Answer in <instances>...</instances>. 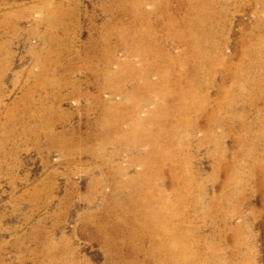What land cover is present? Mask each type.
I'll use <instances>...</instances> for the list:
<instances>
[{
    "label": "bare ground",
    "instance_id": "bare-ground-1",
    "mask_svg": "<svg viewBox=\"0 0 264 264\" xmlns=\"http://www.w3.org/2000/svg\"><path fill=\"white\" fill-rule=\"evenodd\" d=\"M32 1H34V0H32ZM227 1L228 0H106L103 3L101 10L108 17V19L101 26L97 25L96 20L91 21V23L93 24V28L95 29L96 32H95V34L90 35L88 42H87V46H86L87 48L84 50V52L82 54H79L75 57L73 64H70L68 67L64 66L62 68L59 66L60 64H58V63L60 61L59 59L62 56L63 57L65 56V53H61L63 51L60 52V49L63 50V48H60L61 39L58 37V33L62 30L67 35L70 34L71 31H73L75 34L76 33L79 34L83 29V27L81 25H84V24H80L79 21L74 20V23L73 24L71 23L70 26L66 25L65 20H67L68 18L69 19L72 18L74 16L73 14H75V13L69 12L71 8L69 9V11L63 9V7H61L62 9H59V8L55 9V7H54V9H52L51 5L54 2H51V1H49V2H42L41 1L40 4L38 3L40 5V6H38V8H36V7L34 8L33 6H31L33 8L29 9L28 11L26 10V12H25V13H28L29 15L34 13V12H40L41 13L40 17L41 16L42 17H41L40 21L38 20L39 22L37 24V30L40 27H42V25H47L49 27V30H48L49 32L46 35H41V36H43L44 44L49 45V46L50 45L51 46L57 45V46H59L60 49H58L57 51L55 50L56 52L53 53L54 48H53V50L51 48H49V49L46 48L47 50L44 49L46 51L44 58L37 56L36 59H34L35 60V67L37 68L36 71H38V72H37V74H33V73H27V74L30 78H32V77L35 78L36 83H35V85H33V87H30V89L26 92V94L24 96H22L23 98L19 102H16V104L14 103V105L12 104L13 107L11 109L7 108V110L9 109V111L7 113L6 118H8L7 120L11 121L8 126L12 127L11 133L12 132L16 133L17 128L19 126H22L20 128H22L23 141L28 142L29 140H32L33 145L39 150H41L44 147L43 141H45L47 143V144H45V146L47 147L46 150L49 152L52 150H55V149H59L65 155H67L66 157H68L69 155L70 156H74V155L75 156H82L83 154L84 155L89 154L90 159L92 161V163L89 165L93 166L92 171H89L91 173L93 171L96 172V170L104 173L106 171V169L108 170V172L101 174V177L95 178L93 180V182H90V184L88 185V188H87V191H88L87 198L94 199L96 196L98 197L99 194L100 195L102 194L105 197L106 203L103 206L104 211H102L100 213V214H102L101 215L102 218L100 216H98V214H90L86 217V220L91 225L92 224L94 225L95 231H96L95 235L101 239V241L103 242V245H105L106 248H108L111 251L110 254L114 255L115 257H120L121 259L126 257V255L124 253V250H125L124 246H126V247L128 245L131 246V248H132L131 251L133 253L132 254L133 256H132V259H128L131 261H128L126 264H196L195 262H197V259L199 257V254H198L199 252L198 251H197L198 253L193 252L194 241H193L192 236H193V231L195 230V228H194L195 226L192 225V223H193L191 221L192 218L190 219L188 212L185 210V204H186L187 200L189 199V196L191 195L192 190L194 189V186L196 187L195 183L197 180H195V178L192 176V174L189 170L190 162L192 161V159L190 158V156L187 158L188 155L187 156L185 155V150H187L190 147L188 145V143L194 142L193 140L195 139V136H194L195 131H197L198 128H200V125H199V120L201 121L200 117L206 115L208 113V111H210L208 109H209V105L211 102L210 101L211 100V92H212L211 90L213 89L214 86H217V83L219 81V76L222 73L224 74V82L231 80L232 85H233V87L229 91H226L225 89L222 88L223 94L226 95V97L227 96L230 97V95H232V94L234 95L236 91L237 92L239 90L241 91L245 86H249V87H253V90H251V91H254V92H252V97H250V98L252 101H254V100H257L258 96H261V95H257L258 94L257 92H262L264 90V38L261 36L263 34L260 35L261 31L264 30V19L261 21L256 19L255 29L253 30V32L251 34L248 35L247 39L245 38L246 40L242 41L243 47H242L241 54L243 53V57L247 58L248 61H250L248 63V65L246 64L248 61H246V59H243L239 64L237 63L238 61H235L238 65L233 67L231 65L232 63L229 64L230 57L228 58L227 56L224 55L225 53L223 54V51H221L222 49L217 46L218 44L215 45V42L217 41V40L214 41L216 38V32H215L216 27L219 23V19L221 18L222 14L227 10V4H226ZM248 1H250V0H248ZM257 1L259 2V4L261 3L262 6L264 5V0H257ZM62 2L63 1H61V3ZM31 4L33 5L34 3L31 2ZM248 4L249 3H247V5ZM257 5H258V3H257ZM74 6H76V5H74ZM148 7H150V8H148ZM77 8H79V7H77ZM263 8H264V6H263ZM66 9H68V8H66ZM79 9H77V10H79ZM228 10H229V8H228ZM258 11H255V12L258 13ZM263 11H264V9H263ZM263 11H261V12H263ZM10 12H12V11H10ZM76 12H79V11H76ZM95 12H98V11H95ZM77 14H80V13H77ZM13 15H9V14L6 15L5 14L3 16L2 24L5 28L8 29L10 27H13L15 22H20V21H18L20 16L16 15L13 17ZM231 15H233V14H231ZM77 16L75 18H77ZM1 17H2V15H1ZM86 17H88L87 19H89V16L85 15V18ZM229 17L230 16L228 15V18ZM73 19H74V17H73ZM253 19L254 18H252V20ZM70 21H72V19ZM227 22H229V20ZM82 23H84V21H82ZM89 27H91V26H89ZM246 27H248V26L246 25ZM40 29H42V28H40ZM217 29H219V28H217ZM91 30H92V28H91ZM244 30H245V28H244ZM32 31L34 32V30H32ZM43 31H44V29H43ZM221 31H219V32H221ZM224 31H225V29H224ZM9 32H12V31L9 30ZM15 32H17V31H15ZM227 32H229V31H227ZM227 32H225V33H227ZM71 36L73 37V35H71ZM36 37H38V36H36ZM74 37H76V35ZM221 37H223V36H220V38ZM217 38H218V35H217ZM79 39H80V37H79ZM253 40H254V42H256L255 44H253V43L251 44V42ZM5 41L8 43L7 40H5ZM237 42H239V41H237ZM227 43H230V42H227ZM5 44H3V46H5ZM6 45H8V44H6ZM3 46L0 47V51L4 48ZM175 46L180 47V50L175 52L174 51ZM33 50H34V48H33ZM225 50H227V49H225ZM238 50H239V48H238ZM7 51H9V50H7ZM37 51H39V50H37ZM70 52H72V50ZM56 53H58V54H56ZM122 53L124 55V58L122 57L123 59H121V55H119ZM9 54H10V52H9ZM231 54H233V53H231ZM4 56H5V54H4ZM6 56H7V53H6ZM66 56H67V54H66ZM231 57H232V55H231ZM2 60H5V59H2ZM75 61L78 65L75 63ZM0 62L2 63L1 59H0ZM230 62H233V61H230ZM61 65L63 66V64H61ZM1 66H4V67H0V90H3L4 88L2 89V84H3L4 78L6 77L5 75H7L6 72H7V69L9 66L3 65V64ZM247 66H249V73H248L249 75L248 76L245 75V70H244V68ZM252 70H255V73L251 72ZM76 73L77 74H79V73L85 74L84 80L82 79L79 82L76 81L77 83L73 82L72 78L74 77L73 75ZM250 74H252V75H250ZM76 76H75V78H77ZM26 78L28 79V77H26ZM75 78L73 80H76ZM222 78H223V76H222ZM78 79H80V78H78ZM26 83H28V82H26ZM64 89L70 90V94H69L70 99L75 98L74 100L80 99L82 101V105L80 103H78V104L81 105L79 108V112L81 113V116L83 117V120H84L85 125H86V129H87L86 131H84L85 135L81 134L82 132H81L80 128H77V129L74 128L72 130H66V126H68L67 124H69L68 123L69 119L64 118V116L62 117V115H63L62 112H64V111L61 110V106L63 103V100H62L63 98L61 97V93H62V91H64ZM38 91H40V93H44V94H45V92H49V91H52V92H51L50 97L49 96L45 97L42 95L39 99L36 98V100H35L36 93ZM2 96H4V95H2ZM213 97H214V95H213ZM261 98H263V97H261ZM214 101L216 102V100H214ZM243 101H245V100H243ZM2 102L3 101H1V103ZM3 105L4 104L2 103V106ZM23 105L25 106L24 107L25 110H23L24 112L22 111L23 112L21 114L22 117H19L17 115V112L19 109H22L20 107L21 106L23 107ZM229 106H231V105H229ZM237 106H238V104H237ZM220 108L217 106V108L214 109L211 114L209 113L210 115L208 114V116H207L209 118L208 123H210V124L213 123L216 126L221 123L220 120H218V114L220 113ZM228 110H230V109H228ZM69 111H70V109H69ZM66 114H68V113H66ZM4 116H6V115H4ZM249 116L251 117V115H249ZM93 117H95V118H93ZM247 119H248V117H247ZM4 120H6V119H4ZM234 121L237 122V120H234ZM26 122L27 123L33 122V124H34L33 127H31V129L24 127V123L26 124ZM201 122H203V121H201ZM205 122H207V121H205ZM263 123H261V124H263ZM233 124H235V123H232V125ZM245 124H247V123H245ZM258 124H259V122H258ZM206 125H207V123H206ZM204 126H205V124H204ZM256 126H257V124H256ZM77 127H78V125H77ZM257 127H259V126H257ZM3 128H4V126H3ZM262 131H264V130H262ZM230 132H231V130H230ZM5 133H6V131H5ZM226 134H228V133H226ZM237 136H238V134H237ZM243 137H244V135H243ZM259 138H260V136H259ZM2 140H4V139H2ZM221 140H223V136L216 135L215 133H213L212 129H209L207 132H205L204 138L201 139V143L200 142L199 143L203 146L207 145V144H213L214 146L217 147L220 145ZM14 142H16V141H14ZM236 143H237V141H236ZM17 144H18V142H17ZM28 145H29V143H28ZM184 148H186V149H184ZM110 149H112V150H110ZM250 150L253 151V149H250ZM208 151H209V149H208ZM198 152H199V150H198ZM251 153H253V152H251ZM237 154L239 155V153H237ZM256 154H258V153H256ZM125 155H131L132 158L126 166H123V165L119 164V162H117V161L119 159H121L122 156H125ZM184 155H185V157H184ZM193 155H194V153H193ZM219 155H220V153H219ZM189 159H191V160H189ZM209 159H210V157H209ZM240 159H241V157H240ZM252 159H253V157H252ZM226 160L227 159H225V161ZM233 160H234V158H233ZM242 160H244V159H242ZM258 160L259 159H257V161ZM216 162H217V160H216ZM245 166H247V165L245 164ZM137 167L140 168V170H138L137 172H134V170ZM241 167H243V166H241ZM86 168L84 171H86ZM217 168H218V162H217ZM260 169H261V166H260ZM212 170H213V168H212ZM245 170H247V169H245ZM222 171H223V169H222ZM262 171H263L262 174L264 175V168ZM224 172H226V171H224ZM252 172H253V170H252ZM252 172H250V173H252ZM86 173H88V172H86ZM196 173H198V172H196ZM248 176L251 177V175H248ZM198 177L200 179L201 176H198ZM218 177H220V176H218ZM168 179H169V181H168ZM196 179H197V177H196ZM231 179H232V177H231ZM255 179H257V178H255ZM203 180H204V178H203ZM260 180H261V178H260ZM253 181H254V178H253ZM72 182H73V180H72ZM168 183H169V185H167ZM250 183H252V182H250ZM254 184H255V182H254ZM258 184H261V183H258ZM251 185H250V187H251ZM255 185L257 186V184H255ZM105 186L112 187L114 189L115 193H117V194H115V196L113 195L114 197H107L109 194L106 196L102 192L103 191L102 189ZM237 186H235V187H237ZM256 188H258V187H256ZM201 189H199L198 191L203 190V189L202 190ZM34 190H36V189H34ZM38 190H39V188H38ZM236 190H238V189H236ZM41 191H42V189H41ZM110 191H111V189H110ZM216 191H215V193H216ZM223 192H220V193H223ZM226 192H227V190H226ZM70 193H72V192H70ZM70 193H68V194H70ZM105 193H106V191H105ZM112 193H111V195H112ZM39 194H40V192H39ZM47 194H48V192H47ZM232 194H234V193H232ZM116 195H118V199H117ZM196 196L197 195H195V197ZM202 197H201V199H202ZM21 198H22V196H21ZM191 198H193V197H191ZM29 199H31V198H29ZM201 199L199 201H197V203H200ZM229 200L230 199H228V202H229ZM234 200H235V198H234ZM82 201H83V199H82ZM190 201H192V200H190ZM226 201H227V198H226ZM231 201H232V199H231ZM221 202H223V201H221ZM204 204H205V202H204ZM236 205H238V204H236ZM192 206H194V205H192ZM206 206H207V204H206ZM198 207H197V209H198ZM221 207H223V206H221ZM109 208H111L112 211H108ZM241 208H243V207H241ZM215 209L216 208H214V210ZM220 209H222V208H220ZM194 210L196 211V209H194ZM228 210H229V208H228ZM189 212H190V210H189ZM220 212H222V211H220ZM198 213H200V212H198ZM262 213H264V212H262ZM257 214L258 213H256V215ZM220 215L222 216L221 213H220ZM230 217L231 216L229 215V218ZM200 219H202V218H199V220ZM224 219H225V216H224ZM241 219H243V218H241ZM214 222H215V220H214ZM217 222H218V220H217ZM219 222H220V220H219ZM204 223H205V221H204ZM223 223H225V222H223ZM228 223L229 222H227V224ZM209 224H208V226H209ZM250 224H252V223H250ZM240 225L238 227H240ZM85 227H86V225H85ZM204 228H206V227H204ZM240 228H242V227H240ZM199 230H200V227H199ZM250 230H252V229H250ZM196 231H197V229H196ZM204 231H205V229H204ZM220 231H221V229H220ZM226 231H228V230H226ZM246 233H248V232H246ZM218 234H220V233H218ZM230 234H232V233H230ZM205 235H206V233H205ZM202 236H204V235H202ZM210 237H211V235H210ZM236 237H238V236H236ZM248 237H249V235H248ZM215 238H217V237H215ZM221 239H223V238H221ZM230 239H232V238H230ZM253 239H254V237H253ZM197 240H195L196 243H197ZM239 241H238V243H239ZM202 242H203V240H202ZM204 242H205V240H204ZM221 242H222V240H221ZM241 242L243 243V241H241ZM214 244H217V243L214 242ZM59 245H61V244H59ZM233 245H232V247H233ZM239 247H240V245H239ZM123 248H124V250H123ZM131 248H128V249H131ZM249 248H251V247H249ZM102 249H104V248H102ZM222 249H225V248H222ZM243 249H245V248H243ZM59 250L61 251V249H59ZM214 250H215V248H214ZM238 250H240V249H238ZM205 251H207V250H205ZM47 254H49V253H47ZM65 254L67 255V253H65ZM60 255H62V254H60ZM236 256L237 255H235V257ZM143 257H145V258H143ZM221 257H223V255ZM253 257H255V256L253 255ZM127 258H126V260H127ZM129 258H130V256H129ZM42 259H43V257H42ZM66 259H64V260H66ZM109 259H110V257H109ZM225 259H226V257H225ZM245 260H246V258H245ZM113 261L114 260H112V262ZM123 261H125V260L123 259ZM51 262H54V261H50V263ZM204 262H205V260H204ZM252 263H253V261H252ZM114 264H116V263H114Z\"/></svg>",
    "mask_w": 264,
    "mask_h": 264
},
{
    "label": "rangeland",
    "instance_id": "rangeland-1",
    "mask_svg": "<svg viewBox=\"0 0 264 264\" xmlns=\"http://www.w3.org/2000/svg\"><path fill=\"white\" fill-rule=\"evenodd\" d=\"M41 1L42 2H49V1L54 2L51 5L52 9H54V7H55V9L56 8L62 9L61 7H63V9L69 11V9L71 8L69 12L75 13V14H73L74 19L72 17L70 19L68 18L67 20H65L66 25L70 26L71 23L72 24L74 23V20L79 21L80 24H84V25H81L83 27V29L79 33L80 35L78 33L75 34L73 31H71V33L68 35L65 34L62 30L58 33V37L61 39L60 48H63V50H61L59 48V46H57V45H53V46L50 45L49 46V45L44 44L43 36H41V35H46L49 32L48 31L49 27L47 25H42V27H40L42 29L39 28L37 30V24L42 17V16L40 17V15H41L40 12H34L30 15L28 13H25L26 10L28 11L29 9H31L33 7L38 8V6H40L39 4L41 3ZM61 1H63V2L61 3ZM105 1L106 0H78V1L77 0H67V1L66 0H53V1L52 0H44V1L43 0H34V1H32V0H0V17L2 15V17L0 18V23H1L0 24V41H1L0 47L3 46V44H5V43L8 44V45L5 44L6 47L3 46L4 50L2 49L0 51L1 52L0 55L2 54L0 56L1 57L0 59L2 61V63L0 62V67H4V66H1L2 64L9 66L7 69V72H6L7 75H5L6 77L4 78V81H3L4 85L2 84V89L3 88L4 89L0 90L1 91L0 92V100L3 101L2 103L4 104L2 106V103L0 101V126L3 124L0 127V151H1L0 152V264H49L50 261H54V262H51L50 264H114V263L123 264L124 262H125L124 264H126L128 261H131L128 259H132L133 253L131 251L132 248L130 245H128L127 247L124 246L125 250L123 248L124 253L126 255V257L123 258L125 261H123V259H121L120 257H115L114 255L110 254L111 251L108 248H106V246L103 245V242L101 241V239L95 235L96 231H95L94 225L93 224L91 225L86 220V217L90 214H98V216L101 217L102 214H100V213L102 211H104L103 206L106 203L105 197L102 194L101 195L99 194L98 197L96 196L94 199H92V198L89 199V198H87V195H88L87 188H88V185L90 184V182H93V180L95 178L101 177V174L108 172V170L106 169V171L104 173L97 171V170H96V172L93 171L94 172V173L92 172L93 174L91 172H89V171H92V169H93V166L91 165L92 166L91 167L89 165L92 163L89 154H85V155L83 154L82 156H75V155L70 156L69 155L68 157H66L67 155H65L59 149H55V150H52L49 152L46 150L47 147L45 146V144H47V143L45 141H43V145H44V147L42 148L43 150L37 149L33 145L32 140H29L28 142L23 141L22 128H20L22 126H19L17 128L16 133H13V132L11 133L12 127L8 126L11 121L7 120L8 118H6L7 113L9 111V109L7 110V108L11 109L13 107L14 103L16 104V102H19L23 98L22 96H24L26 94V92L30 89V87H33V85H35V83H36L35 78H33V77L30 78L27 73L37 74L38 71H36L37 68L35 67V60H34V59H36L37 56L44 58L45 53H46L45 50H47L49 48H51L52 50L54 48L53 53L56 52L58 49H60V52L63 51L61 53H65V56L64 57L62 56L63 58L61 57L59 59L60 61L58 63V64H60L59 66L62 68L64 66L68 67L70 64H73L75 57L84 52V50L87 48L86 46H87V42H88L90 35L95 34V32H96L95 29L93 28V24L91 23V21L96 20L97 25L101 26L108 19V17L101 10L103 3ZM230 1L231 0H228L226 2L227 10L222 14L221 18L219 19V23L221 25L218 23V25L216 27V31H215L216 32V38L214 41L217 40L215 42V45L218 44L217 46L222 49L221 51H223V54L225 53L224 54L225 56H227L228 58L230 57V61H233V62L229 61V64L232 63L231 65L233 67H235L243 59H246V61H248L247 58L243 57V53L241 54L242 47H243L242 41L246 40L248 35L251 34L253 32V30L255 29L256 19L259 21L264 19V16H263L264 15V11H263L264 5L262 6L261 3L259 4V2L257 0H252V1L251 0L250 1H248V0H239V1L236 0L237 2L235 0H232L231 2ZM31 2L34 4L32 5ZM247 3H249V4L247 5ZM257 3H258V5H257ZM73 4L76 6H74ZM31 6H33V7H31ZM65 7L68 9H66ZM77 7H79L80 9ZM148 8H150V7H148ZM228 8H229V10H228ZM77 9H79V10H77ZM75 10L79 11V12H76ZM94 10L98 11V12H95ZM10 11H12L13 13ZM255 11H258V13ZM261 11H263V12H261ZM77 13H80V14H77ZM5 14L6 15L7 14H9V15L14 14L13 17L16 15L20 16V18L18 19V21H20V22H15L13 27H10L12 30L10 28H8V29L5 28L2 24V22H3L2 19H3V16ZM231 14H233V15H231ZM85 15L89 16L90 20L87 19L88 17L85 18ZM228 15L230 16L229 18H228ZM76 16H77V18H75ZM252 18H254V19L252 20ZM71 19H72V21H70ZM81 20L84 21V23H82ZM226 20L227 21L229 20V22H227ZM246 25L248 27H246ZM89 26H91V27H89ZM91 28H92V30H91ZM217 28H219L220 30ZM244 28H245V30H244ZM43 29H44V31H43ZM224 29H225V31H224ZM9 30L12 32H9ZM14 30L17 31L18 33L15 32ZM32 30H34V32ZM218 30L219 31L222 30V31L219 32ZM227 31H229V32H227ZM225 32H227V33H225ZM263 32H264V30L261 31L260 35L263 34L261 36L264 38ZM71 35H73V37ZM75 35H76V37H74ZM217 35H218L219 39L217 38ZM219 35L223 36V37L220 38ZM36 36H38V37H36ZM79 37H80V39H79ZM5 40H7L8 43ZM237 41H239V42H237ZM227 42H230V43H227ZM252 43L255 44L256 42H254V40H253L251 42V44ZM33 48H34V50H33ZM238 48H239V50H238ZM174 49H175L174 51L177 52L180 50V47L175 46ZM225 49H227V50H225ZM7 50H9V51H7ZM37 50H39L40 52ZM71 50H72V52H70ZM9 52H10V54H9ZM6 53H7V56H6ZM231 53H233V54H231ZM4 54L6 57L4 56ZM56 54H58V53H56ZM66 54H67V56H66ZM119 55H121V59L124 58L123 53L119 54ZM231 55H232V57H231ZM2 59H5V60H2ZM8 61L9 62L11 61V62L9 63ZM235 61H238L237 62L238 64ZM249 62L250 61H248L246 64L248 65ZM75 63H76V61H75ZM61 64H63V66ZM247 67L244 68L246 76L249 75L248 74L249 73V66H247ZM251 72L255 73V70H252ZM250 75H252V74H250ZM73 76H72L73 77L72 81L77 83L82 79L84 80L85 74H83V73L77 74L76 73ZM75 76L77 78H75ZM222 76H223V78H222ZM26 77H28V79ZM74 78L76 80H73ZM78 78H80V79H78ZM26 82H28V83H26ZM217 86H214L213 89L211 90L212 91L211 92V100H210L211 102H210L209 109H208L210 111H208V113L206 115L200 117L201 121H203V122H201L199 120L200 128H198V130L195 131V134H194L196 140L194 139L193 140L194 142L188 143V145L190 147L187 150H185V155L186 156L188 155L187 158L190 156V158L192 159V161L190 162L189 170H190L192 176L195 178V180H197L195 183L196 187L194 186L195 190L194 189L192 190V193L189 196V199L187 200V202L185 204V210L188 212L190 219L192 218L191 219V221L193 222L192 225L195 226L194 227L195 230L193 231V236H192L193 241H194L193 252H196V253L199 252L198 253L199 257L197 259V262H195V263L196 264H198V263L199 264H205V263L206 264H249V263L250 264H264V213H262V212H264V188H263L264 187V185H263L264 184V175L262 174L263 173L262 170L264 168V159H263L264 158V156H263L264 155V150H263L264 149V131H262V130H264V123H263L264 122V116H263L264 115V107H263L264 106V99H263L264 98V90L262 92H257L258 93L257 95H261V96H258L259 98L257 97V100L259 102L257 100H254V101L251 100L250 97H252V92H254V91H251V90H253V87H249V86H245L241 91L240 90L238 92L236 91L235 94L230 95V97L229 96L226 97V95L223 94V89H225L226 91H229V90H231L233 85H232L231 80L224 82V74L223 73L219 76V81L217 83ZM51 92L52 91L45 92V94H44V93H40V91H38L36 93L35 100H36V98L39 99L42 95L45 97H48V96L50 97ZM69 94H70V90H68V89H64V91H62V93H61V97L63 98L61 110L64 111V112H62V114H63L62 117L64 116V118L69 119V121H68L69 124H67L68 126H66V130H72L74 128H76V129L80 128L81 132H82L81 134L85 135L84 131L87 130L86 125H85V122L83 120V117L81 116V113L79 112V108L82 105V101L80 99L74 100L75 98L70 99ZM212 94L214 95V97ZM2 95H4V96H2ZM261 97H263V98H261ZM214 100H216V102ZM243 100H245V101H243ZM78 103H80L81 105ZM237 104H238V106H237ZM229 105H231V106H229ZM217 106L219 108L221 107L220 113L218 114V120H220V122L221 123L223 122V123L222 124L220 123L219 125L216 126L212 122H211L212 124L208 123L209 118L207 116L209 113L211 114L212 111L217 108ZM24 107L25 106L23 105V107L22 106L20 107L22 109L18 110L17 115L19 117H22L21 114L24 112L23 110H25ZM69 109L71 112L69 111ZM228 109H230V110H228ZM66 113H68V114H66ZM4 115H6V116H4ZM249 115H251V117ZM247 117H248V119H247ZM93 118H95V117H93ZM4 119H6V120H4ZM234 120H237V122ZM205 121H207V122H205ZM257 121L259 122L260 125L258 124ZM28 123L27 122H26V124L24 123V127L31 129V127H33L34 124H33V122H28ZM206 123H207V125H206ZM232 123H235V124L232 125ZM245 123H247V124H245ZM261 123H263V124H261ZM204 124H205V126H204ZM256 124L259 127H257ZM77 125H78V127H77ZM3 126H4V128H3ZM209 129H212L213 133H215L216 135L223 136V140H221L222 143L220 142L219 146L216 147L213 144H207V145L203 146L200 144L201 139L204 138L205 132H207ZM230 130H231V132H230ZM5 131L8 135L5 133ZM226 133H228V134H226ZM237 134H238V136H237ZM243 135H244V137H243ZM258 135L260 136L261 139L259 138ZM2 139H4V140H2ZM14 141H16V142H14ZM236 141H237V143H236ZM17 142H18V144H17ZM28 143H29V145H28ZM184 149H186V148H184ZM195 149L196 150L198 149L199 152H198V150L196 151ZM208 149H209V151H208ZM250 149H253V151H251ZM110 150H112V149H110ZM251 152H253V153H251ZM193 153H194V155H193ZM219 153H220V155H219ZM237 153H239V155ZM256 153H258V154H256ZM185 155H184V157H185ZM209 157L211 160L209 159ZM240 157H241V159H240ZM252 157H253V159H252ZM131 158H132L131 155H125V156H122L121 159H119L117 162H119V164H121L123 166H126L129 163V161L131 160ZM233 158H234V160H233ZM256 158L259 159L258 160L259 162L257 161ZM191 159H189V160H191ZM225 159H227V160L225 161ZM242 159H244V160H242ZM216 160L218 162V168H217ZM245 164L247 166H245ZM241 166H243V167H241ZM260 166H261V169H260ZM85 168H86V171H84ZM212 168H213V170H212ZM136 169L134 170V172H137L138 170H140V168H138V167ZM222 169H223V171H222ZM245 169H247V170H245ZM251 169L253 170V172ZM224 171H226V172H224ZM86 172H88V173H86ZM196 172H198V173H196ZM250 172H252V173H250ZM248 175H251V177ZM195 176L197 177V179ZM198 176H201L200 179ZM218 176H220V177H218ZM231 177H232V179H231ZM203 178H204V180H203ZM253 178H254V181H253ZM255 178H257V179H255ZM260 178H261V180H260ZM72 180H73V182H72ZM168 181H169V179H168ZM250 182H252L253 184ZM254 182H255V184H257V186L254 184ZM169 183L167 185H169ZM258 183H261V184H258ZM250 185H251V187H250ZM235 186H237V187H235ZM256 187H258L259 189ZM38 188H39V190H38ZM34 189H36V190H34ZM41 189H42V191H41ZM110 189H111V191H110ZM112 189H113L112 187L105 186L102 189L103 190L102 192L106 196L109 194L107 197H114L115 194H117V193H115L114 189L113 190ZM199 189H201L202 191H198ZM236 189H238V190H236ZM226 190H227V192H226ZM46 191L48 192V194ZM105 191H106V193H105ZM215 191H216V193H215ZM39 192H40V194H39ZM70 192H72L73 194ZM220 192H223V193H220ZM68 193H70L71 195ZM111 193H112V195H111ZM193 193L197 196L195 197V195ZM232 193H234V194H232ZM21 196H22V198H21ZM116 197L118 199V195H116ZM191 197H193V198H191ZM201 197H202V199H201ZM29 198H31V199H29ZM226 198H227V201H226ZM234 198L236 201L234 200ZM82 199H83V201H82ZM200 199L202 202L200 201V203H197V201H199ZM228 199H230L229 202H228ZM231 199H232V201H231ZM190 200H192V201H190ZM203 201L205 202V204ZM221 201H223V202H221ZM206 204H207V206H206ZM236 204H238V205H236ZM192 205H194L195 207ZM221 206H223V207H221ZM197 207H198V209H197ZM241 207H243V208H241ZM111 208H109L108 211H112ZM214 208H216V209L214 210ZM220 208H222V209H220ZM228 208H229V210H228ZM188 209L190 210V212ZM194 209H196L197 212ZM220 211H222V212H220ZM198 212H200V213H198ZM255 212L258 214L256 215ZM220 213L222 214V216L220 215ZM229 215L232 218L231 217L229 218ZM224 216H225V219H224ZM199 218H202V219L199 220ZM241 218H243V219H241ZM214 220H215V222H214ZM217 220H218V222H217ZM219 220H220V222H219ZM204 221H205V223H204ZM223 222H225V223H223ZM227 222H229V223L227 224ZM249 222L252 224H250ZM208 224H209V226H208ZM85 225H86V227H85ZM239 225L242 228L238 227ZM199 227H200V230H199ZM204 227H206V228H204ZM249 228L252 230H250ZM196 229H197V231H196ZM204 229H205V231H204ZM220 229H221V231H220ZM226 230H228L229 232ZM217 232L220 234H218ZM246 232H248V233H246ZM205 233H206V235H205ZM230 233H232V234H230ZM202 235H204V236H202ZM210 235H211V237H210ZM248 235H249V237H248ZM236 236H238L239 238ZM215 237H217V238H215ZM253 237H254V239H253ZM221 238H223V239H221ZM230 238H232V239H230ZM194 239L195 240L198 239L197 243ZM202 240H203V242H202ZM204 240H205V242H204ZM221 240H222V242H221ZM238 241H239V243H238ZM241 241H243V243ZM48 242L49 243L51 242L52 244L51 243L49 244ZM214 242L217 244H214ZM59 244H61L62 246ZM232 245H233V247H232ZM239 245H240V247H239ZM249 247H251V248H249ZM102 248H104V249H102ZM128 248H131V249H128ZM214 248L216 251L214 250ZM222 248H225V249H222ZM243 248H245V249H243ZM59 249H61V251ZM238 249H240V250H238ZM205 250H207L208 252ZM47 253H49V254H47ZM65 253H67V255ZM249 253L250 254L252 253L251 254L252 256ZM60 254H62V255H60ZM222 255H223V257H221ZM235 255H237V256L235 257ZM253 255L255 257H253ZM129 256H130V258H129ZM42 257H43V259H42ZM109 257H110V259H109ZM225 257H226V259H225ZM126 258H127V260H126ZM143 258H145V257H143ZM245 258H246V260H245ZM64 259H66L67 261ZM112 260H114V261L112 262ZM204 260H205V262H204ZM252 261H253V263H252Z\"/></svg>",
    "mask_w": 264,
    "mask_h": 264
}]
</instances>
